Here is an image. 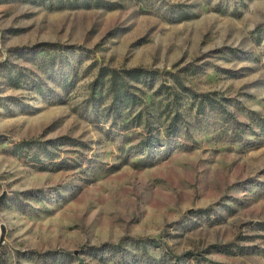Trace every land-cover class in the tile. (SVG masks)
<instances>
[{"label": "rangeland", "instance_id": "obj_1", "mask_svg": "<svg viewBox=\"0 0 264 264\" xmlns=\"http://www.w3.org/2000/svg\"><path fill=\"white\" fill-rule=\"evenodd\" d=\"M115 76L148 103H172L179 76L245 132L214 112L186 118L193 141H164L169 121L143 102L114 113ZM258 119L264 0H0V264H100L92 250L136 240L155 264H264ZM24 141L49 155L15 153Z\"/></svg>", "mask_w": 264, "mask_h": 264}, {"label": "trees", "instance_id": "obj_2", "mask_svg": "<svg viewBox=\"0 0 264 264\" xmlns=\"http://www.w3.org/2000/svg\"><path fill=\"white\" fill-rule=\"evenodd\" d=\"M85 5H89V3L85 2ZM127 73L130 75L132 80L140 81L142 79L146 81L145 84L148 83L147 79L151 81L155 80L153 73L145 70L135 69ZM174 81L177 88L180 90L171 91L170 87L162 88L167 91V96L173 98L172 103H169L170 98H164V96L159 100H152L148 103V96L146 92L143 93L145 100H141V98H138L136 95L131 93L128 84L124 82L122 78L119 80L117 76H115L107 86L105 90V97L111 96V108L116 115H121V113L136 109L137 106H139L137 103L143 102V108H151L154 112L158 113L160 118L158 119L155 114V119L157 118L159 122H161L165 116V120L169 121V123L167 124L168 134H166L165 138H163L164 141L173 140L174 138H183L187 141H193L192 132L189 130V124L187 123L186 118L191 117L193 120H197L199 126H207L210 121V115L214 112L218 113L222 117L221 119H224L226 123L229 124L233 134H240L241 136L245 132V124L243 122H239L235 118H223V115H229L230 117V114L225 109V106L222 105L221 101L211 98L209 94H199L192 89L186 88L179 76L174 77ZM152 86L153 82L148 88L149 91L152 89ZM160 92H158V94L156 92L153 95L158 96ZM194 111H196V114ZM142 116L143 113L139 112L135 116L136 118L134 120L138 121V119H141ZM258 121L260 122L259 126L264 128V119H258ZM137 124L140 125V122H137ZM161 137L162 133L158 132L157 135L147 139V142L152 143L157 147L163 141ZM61 141H67L68 143V141L71 140L69 138H64ZM34 145L42 146L43 148L41 149L44 153H46L45 155H49L50 152L47 150V145H40L38 141H24L18 143L12 148V150L15 153H20V155H22L24 151L32 149ZM145 147H149V145L145 144ZM154 243L155 242L153 240L132 241L130 243L131 250L118 245H104L100 248L92 250L91 255H93L100 264H155L156 258L149 253L151 246H155ZM33 255L34 252H28L25 256L30 259ZM42 255L50 256L51 258L59 257L58 252H49ZM71 256L72 255L69 253H66V258Z\"/></svg>", "mask_w": 264, "mask_h": 264}]
</instances>
